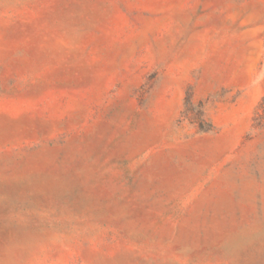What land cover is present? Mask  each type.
<instances>
[{"label": "rangeland", "instance_id": "obj_1", "mask_svg": "<svg viewBox=\"0 0 264 264\" xmlns=\"http://www.w3.org/2000/svg\"><path fill=\"white\" fill-rule=\"evenodd\" d=\"M0 264H264V0H0Z\"/></svg>", "mask_w": 264, "mask_h": 264}]
</instances>
